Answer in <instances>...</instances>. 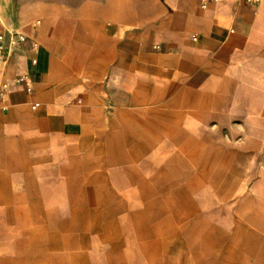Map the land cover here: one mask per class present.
<instances>
[{
    "label": "rangeland",
    "instance_id": "1",
    "mask_svg": "<svg viewBox=\"0 0 264 264\" xmlns=\"http://www.w3.org/2000/svg\"><path fill=\"white\" fill-rule=\"evenodd\" d=\"M8 1L0 0L3 21ZM30 1L49 23L50 107L88 115L71 148L50 146L32 124L8 133L0 121V234H14L0 236V259L264 264V41L254 33L234 42L197 82L170 89L122 45L160 16L154 0ZM88 60L92 84L65 92L75 64ZM217 114L204 138L197 124Z\"/></svg>",
    "mask_w": 264,
    "mask_h": 264
},
{
    "label": "crops",
    "instance_id": "2",
    "mask_svg": "<svg viewBox=\"0 0 264 264\" xmlns=\"http://www.w3.org/2000/svg\"><path fill=\"white\" fill-rule=\"evenodd\" d=\"M154 1L159 6L160 16H149L148 25L140 36L127 37L122 45L148 72L164 74L170 89L178 88L183 83L197 82L213 68L225 50L234 48V42L252 40L254 33L264 41V7L260 1ZM36 5L41 6L30 0L8 1L6 14L12 18V25L8 29L16 31L22 41L16 42L15 50L13 48L10 53L7 66L10 87L0 98V105H8L0 111V121L8 133L32 124L44 134L50 146L71 148L81 141L88 113L79 105L64 106L55 111L50 107L48 99L51 101L52 94H45L51 66V49L46 33L49 23L45 17H36ZM29 19L32 21L27 22ZM113 28L108 24L104 25L103 30L108 36L113 34ZM259 66L264 72V55ZM91 68L89 60L76 63L73 77L62 84V89L75 93L80 86L92 84ZM105 94L106 91L101 90V96ZM38 99L42 103H38ZM174 103L175 100L165 104L172 106ZM222 104L221 97L211 99L212 108L218 109ZM212 117L221 118L218 114L206 115L197 124L199 130L205 131L204 138L207 137V123ZM9 145H5L6 150L10 149ZM209 145L211 149L223 148L222 145ZM229 153L236 159L242 157L238 154H243L234 149ZM145 193L153 194L152 187H147ZM1 216L9 223V218L14 216L12 208L5 209ZM11 232L4 231L0 236L12 237L14 234ZM0 264H23V258H3Z\"/></svg>",
    "mask_w": 264,
    "mask_h": 264
},
{
    "label": "built area",
    "instance_id": "3",
    "mask_svg": "<svg viewBox=\"0 0 264 264\" xmlns=\"http://www.w3.org/2000/svg\"><path fill=\"white\" fill-rule=\"evenodd\" d=\"M217 1V0H213ZM252 1H260V0H252ZM21 40H17V42H21ZM11 40L8 41V37L6 35V30L4 25L0 23V98H2L7 91L9 90L10 84L7 80V66L11 53ZM27 80V79H25ZM37 103L35 104V106Z\"/></svg>",
    "mask_w": 264,
    "mask_h": 264
},
{
    "label": "bare ground",
    "instance_id": "4",
    "mask_svg": "<svg viewBox=\"0 0 264 264\" xmlns=\"http://www.w3.org/2000/svg\"><path fill=\"white\" fill-rule=\"evenodd\" d=\"M5 21L3 23L1 17H0V23H2L4 25V28L6 30V35L8 37V41L11 40V52H12V49L15 50L16 48V42L17 40H20V37L19 35L16 33V31H11L10 29H8L11 25H12V18L11 16H9L8 18H6L5 16Z\"/></svg>",
    "mask_w": 264,
    "mask_h": 264
}]
</instances>
